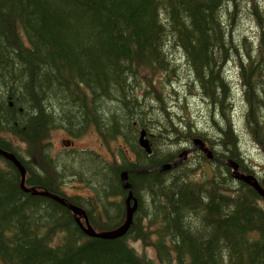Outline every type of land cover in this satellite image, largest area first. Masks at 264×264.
Listing matches in <instances>:
<instances>
[{
    "label": "trees",
    "instance_id": "obj_1",
    "mask_svg": "<svg viewBox=\"0 0 264 264\" xmlns=\"http://www.w3.org/2000/svg\"><path fill=\"white\" fill-rule=\"evenodd\" d=\"M240 12L259 28L253 34L256 55L248 54L243 59L245 66L239 51L228 48ZM169 44L184 50L186 64L190 63L189 69L202 80L206 95L213 100L219 97L211 83L223 84L227 92L220 67L231 57L240 62V66L234 65L239 67L248 103L245 124L264 153V0H0V83L9 89L10 98L2 94L0 99V148L19 156L29 175H34L26 178V187L62 195L63 186L69 185L64 172L73 173L74 182L90 190L73 203L92 212L90 202L96 196L104 199L107 194L128 193L119 176L130 170L134 173L129 174V182L139 198L138 215L147 211L146 222H132L124 238H89L63 205L25 193L19 169L0 155V264H152L128 249L131 235L153 246L162 264H264L262 199L254 189L238 182L225 163L226 158L237 161L241 172L254 174L242 157V140L231 115L232 97L224 100L222 95L216 113H220V121H214L222 149L212 150L225 159L203 156L214 166L213 173L205 171L211 168L202 159L159 171L163 164L174 163L183 145L193 144L196 138L211 139L201 130L183 136L180 128L170 123L175 116V120L191 121L187 106H182L179 116L174 110L180 106L169 105L168 125H162L152 118L155 104L134 97L130 80H140L159 69L167 71L165 48ZM54 99L59 107L51 104ZM103 101L123 104L122 111L106 119L101 112ZM45 104L50 105V115ZM66 108L72 110L66 112ZM144 113L150 116L148 126H142ZM66 122L72 135L82 132L84 123L88 129L90 123L98 122L107 147L111 139L123 137L137 154V166L118 149L111 150L116 157L121 153L123 162L111 160L110 166L103 163L102 168L94 165L95 171L108 172L98 170L96 182L85 170L93 155L83 159L81 174L75 166L52 159L46 144L52 131L49 128L58 123L63 127ZM138 127L158 138V142L152 141L151 156L138 144ZM165 127L170 130L166 132ZM4 133L15 135L27 146L23 153L16 144L9 147L1 141ZM168 135L173 139L166 143L175 147L162 154L158 144ZM199 168L204 169L200 176ZM172 174L175 176L169 179ZM259 181L264 188V177ZM64 199L70 204L71 198ZM107 214L106 223H99L89 213L92 226L107 230L125 222L123 214ZM55 236H59L57 242Z\"/></svg>",
    "mask_w": 264,
    "mask_h": 264
},
{
    "label": "rangeland",
    "instance_id": "obj_2",
    "mask_svg": "<svg viewBox=\"0 0 264 264\" xmlns=\"http://www.w3.org/2000/svg\"><path fill=\"white\" fill-rule=\"evenodd\" d=\"M224 10V9H222ZM222 10L220 11V13H222ZM220 15V14H219ZM218 15V16H219ZM220 17L222 18V15H220ZM218 23V21L215 20V24ZM253 20L246 14H243L242 12L239 13L238 19L235 22V30L234 31V38H231V36L229 35V38L231 40H233V43L229 42L228 48L229 50L235 52V51H239L240 56L242 57V65L245 66L246 64L243 63V59L247 57L248 54H251L247 48L245 47L242 39L243 37H247L248 35V39L251 42L253 48H254V53L257 52V47L258 45H256L253 42V38H254V29L252 28V24ZM229 23L225 22L224 26L226 29H228V25ZM230 30V29H229ZM232 31V32H233ZM231 32V30H230ZM256 35V33H255ZM169 50L171 51L170 54H167V58H168V64H167V71L168 70H174L176 69L181 61H182V52L184 51L182 48H179L176 52H174L171 48V45H169ZM237 58V57H235ZM190 63L187 64V66H182L181 70L179 71V73L175 74L174 76V82L173 84L170 81H167L165 79H161L160 75H154L152 72H148L146 73L140 81V85L139 87H137L136 89V95H138L139 97H145L146 100L152 102L154 105V115L152 116L153 119L157 120L159 119V123L162 125H168V121L166 120L165 116L167 115V109L169 108V105L173 104V106L176 107V105L180 106L179 109H175L174 111L179 115L182 116V106H187L188 108V115L190 116V120L193 121L196 125L191 124V122L189 120H182L180 118H177L175 120L174 119L170 122H173V125L176 127H181L183 129L180 130L181 134L183 136H187V135H193L194 132H188L186 130H184L185 128H190V129H199L205 133H208L211 137L212 142L215 145L216 150H221L222 148L218 145V142L220 141V136L216 137V133L219 132V129L217 127H215V122H219L220 121V113L216 115V113L220 110L219 105L221 104V98L224 96V100L225 98L228 96L232 97V99L234 100V108L233 110L235 111H231V115L234 119V123L237 125V128L239 130V135L241 137V146H242V157L246 158L248 161V164L256 166L257 171H259L261 174V177H264V156H261V154L259 153V151H262L260 146L257 144V142L254 143V138L252 135H250L248 128L246 127L245 124V118L247 117L248 114V103L246 101V98L244 96V90H243V83H242V78L240 76H237V73L235 72V69L233 66H235L234 64H237L240 66V62H236L234 60L233 57H231V59H229V62L226 63V65H223V67H220V72H221V78L223 77V75L226 77V91H223L225 89L224 85L221 83H216L213 82L211 83L212 85H214L212 87V91L216 92L218 94L219 100H213L211 98H209L206 95L205 90L202 87V80L197 78V75L194 74V72L192 70L189 69V65ZM198 66H200L198 64ZM219 67V65L217 66ZM195 79L194 81H198L201 88L199 87V93L198 95H194L192 94V91L196 92V88L192 87L190 88V81H192V79ZM131 84V83H130ZM172 84V87H171ZM134 84H131V86H133ZM218 87V88H217ZM208 88V86H207ZM175 90L176 93H174ZM219 90V93H218ZM9 91V89L4 86L3 84L0 83V99L3 98L2 94H5L7 99H10L7 95V92ZM220 94V95H219ZM223 95V96H222ZM8 102V100H7ZM103 109L101 110L102 113L105 114V118L108 119L107 115L110 116L111 113H116V111H122L120 110V106H123V104H119V103H106V101H103ZM101 103V104H102ZM48 104H50L48 102ZM48 104H45V110H46V114L50 115L49 111V106ZM51 104H55L56 106L59 107V103L54 99L52 101ZM44 107V105H43ZM63 106H61L62 108ZM219 107V109H218ZM144 109V107L142 108ZM141 109V110H142ZM218 109V110H217ZM44 110V112H45ZM72 109L71 108H66V112H70ZM31 113H35V109L31 112ZM129 113L131 115H136L134 113H132V110L129 111ZM95 113H93V115L91 117L94 116ZM118 115L122 116L120 113H117ZM89 117V115H88ZM123 117V116H122ZM24 117H22L23 119ZM143 119H148L150 118V116L148 114H143L142 115ZM81 119H77L78 123ZM60 121V120H58ZM215 121V122H214ZM69 122L64 123L63 127L61 126V123L56 124L51 126L49 129H53L51 132V136L49 137V143H46L47 146L49 147V151L50 154L53 156L56 152H58L56 154V156L54 157V160H59V162H64L65 165L67 166H75L79 171V173L81 174L83 172L82 170V162H83V158L80 157L81 155H74L73 154V150H70L69 152L65 153L67 156V158L65 156H62L59 153V150H61L62 148H71V147H66V143H65V139L67 140H71L72 142H74L73 147L75 148H79L82 151H89V149H91L92 151H95L97 153H93V163L91 164V162L87 163L85 170H88L90 174V177L92 179H94L96 182H98L99 177L97 175V171L98 170H102L103 172H105L104 174H108L107 171H104L103 169H98V170H93V166L96 165L100 158L97 156V154L103 152V150H105L104 147L101 146L105 145V143H102L103 141L101 140V138L98 135H93L94 134V128H91L89 131H85V127H86V123H84L81 127V131L79 134L76 135H72L69 134L71 133V129L68 126ZM147 124H149V121L145 120L143 122V126H147ZM8 126V125H6ZM112 126L110 124H108V127ZM8 132H11L12 130L8 127H6ZM165 131L167 132V130H170V127H165L164 128ZM49 130V131H50ZM159 134H162V132H159ZM136 139L138 141L139 139V134L138 132H136ZM173 137H170V135H168V137H166L164 142H160L159 148H160V152L162 154H166L168 151L174 149V145L170 144V143H166L167 140L172 141ZM1 141L8 145L9 147L14 144L20 143L21 144V148H26L27 146L20 141L15 135H12L10 133H4L3 136L1 137ZM6 141L10 142V143H6ZM123 142H125L122 139ZM113 144V143H112ZM115 150L117 149V147H115L113 145ZM21 153H23V151H20ZM153 153V152H152ZM148 154V153H147ZM26 155V154H24ZM111 158L112 160H117L119 163L123 162L122 160V155L121 153L118 155V157L114 156L113 154H111ZM152 154H148V156H151ZM25 158H27L26 156H24ZM62 157V158H61ZM16 158L20 161V163L22 164V166L24 167L23 163L21 162L19 156L16 155ZM221 159H225V158H221ZM245 159V160H246ZM233 162L235 164H239L237 161L231 160V159H225V162ZM164 165V164H163ZM162 165V166H163ZM212 165V164H211ZM212 167H214L212 165ZM33 168V167H32ZM62 169H66L65 167H63ZM60 173H61V167H57V169ZM207 170V172L209 174L213 173V168L211 169H205V171ZM204 171L203 168H199L197 171L198 176H200L202 174V172ZM67 171H65L64 173H66ZM91 172L95 173V174H91ZM63 173V174H64ZM100 173V172H99ZM71 174L73 173H69L67 175V177L69 178L67 180V184H65V186H63V192L65 195H87L88 193H90V190L86 189V185L78 183V182H74V178H71ZM101 174H103L101 172ZM175 176V174L170 175L169 179L171 177ZM261 204L264 206V203L261 202ZM92 214V212H90ZM109 215L114 216L115 212L114 211H108ZM107 214V211H106ZM108 216V214H107ZM109 218V217H108ZM101 223V222H99ZM54 240H56V242L59 240V236H55ZM140 249L146 253L148 256H150L155 264H161L156 256V251L155 249H151L148 250L146 247L140 245ZM174 264V263H173Z\"/></svg>",
    "mask_w": 264,
    "mask_h": 264
},
{
    "label": "bare ground",
    "instance_id": "obj_3",
    "mask_svg": "<svg viewBox=\"0 0 264 264\" xmlns=\"http://www.w3.org/2000/svg\"><path fill=\"white\" fill-rule=\"evenodd\" d=\"M137 132H138V134H139V139H138V144H139V146H140V148L142 149V150H144L146 153H148V154H152V152H153V144H152V141H150V142H148L147 144H144V143H142L141 142V136H142V134H145V135H147V136H149L150 138H151V135H152V138L154 137V134L152 133V132H150V131H148L147 129H145V128H141V127H138V129H137ZM151 134V135H150ZM121 139H123L124 141H125V143L126 144H128L127 143V141L123 138V137H120ZM47 141V140H46ZM102 143H104V142H102ZM197 144H204V140H202L201 138H196V139H194V141H193V144H188V145H191V147H194V146H196ZM15 145V144H14ZM16 146L20 149V150H23L24 148H21V144L20 143H17L16 144ZM101 146L102 147H104L105 149L106 148H108L107 146H104V145H102L101 144ZM66 147H71V148H73L71 145H66ZM1 149V148H0ZM110 149L112 150V149H114V147H113V144L111 143V146H110ZM182 151L180 152V154H179V156H177V158L179 157L180 159H178L177 160V158H176V160L174 161V163H167V164H164L163 166H161L160 168H159V171L160 172H167V171H170V170H173V169H177L178 168V164H179V161L182 159V157H183V154H184V152L185 151H187V150H184L185 148H184V146L182 147ZM2 150V149H1ZM116 150V149H115ZM115 150H112V151H115ZM3 151V150H2ZM92 151V150H91ZM93 152H95V151H93ZM8 153V152H7ZM95 153H97V152H95ZM259 153L261 154V156H264V153H263V151H259ZM10 155H12L15 159H16V161L18 162V163H20V161L16 158V155L14 154V153H12V152H10L9 153ZM66 155V154H65ZM64 154H62V156H65ZM202 156H205V157H207L208 159H210V160H213L214 158H216L217 156H215V154H214V150H212V149H208V152H206V153H203L202 154ZM3 158H5V157H3ZM51 158L52 159H54V157L51 155ZM218 158H220V157H218ZM6 160H8V161H10L11 163H13L15 166H16V168H18L19 169V167H18V165L14 162V161H12V160H9V159H7V158H5ZM202 159V161L204 162V164L206 165V167L207 168H211L212 167V165L211 164H209L208 162H206V161H204L203 160V157L201 158ZM200 159V160H201ZM246 159V158H245ZM200 160H198V161H200ZM193 161V160H192ZM198 161H196V162H198ZM224 161V160H223ZM122 163V162H121ZM120 163V164H121ZM226 163V162H225ZM21 164V163H20ZM230 168H231V170H232V172H233V176H234V178L236 179V180H238V182H242V183H244L243 182V180L244 179H248V178H256V179H261L262 177L260 176V172L259 171H257V169H256V166H253V165H250V164H248V161H247V159H246V164L249 166V167H251L252 169H253V171H254V174L252 175V174H246V173H243V172H241V169H240V166H239V164H235V163H233V162H228V163H226ZM22 165V164H21ZM19 171H20V169H19ZM135 172H138V173H141V171H139V170H135ZM127 173H128V175L130 174V173H134L133 171H130V170H127ZM259 175V176H258ZM21 183H22V178H21ZM122 183H123V185H124V189L128 192V194H132L133 196H134V194H133V185L132 184H127V183H125V182H123L122 181ZM24 185L26 186V179L24 180ZM128 185H130V188L128 187ZM260 186H261V184H260ZM262 187V186H261ZM27 188V187H26ZM263 188V187H262ZM28 190H34L35 192H38V193H42V192H47V191H45V190H43V191H41V190H38V189H36L35 187H32V188H27ZM30 194H32L33 195V193L31 192ZM35 196V195H34ZM79 196H81V197H86L84 194H82V195H79ZM41 197V196H40ZM137 199H138V197H136ZM74 215H75V217H76V220H80L81 218H82V216L81 215H79V214H76V213H73ZM88 215H89V213H88ZM132 222L133 221H130V225H132ZM126 223H128V217H126L125 218V222L123 223V224H126ZM91 226H92V224H91ZM92 227H94V226H92Z\"/></svg>",
    "mask_w": 264,
    "mask_h": 264
},
{
    "label": "water",
    "instance_id": "obj_4",
    "mask_svg": "<svg viewBox=\"0 0 264 264\" xmlns=\"http://www.w3.org/2000/svg\"><path fill=\"white\" fill-rule=\"evenodd\" d=\"M141 142L144 143V144H147L149 141L147 139H145V134H142L141 136ZM197 148H200L201 150H203L205 153L208 152V149H206L204 147L203 144H197L196 145ZM0 154L9 159V160H12L14 161L19 169H20V172H21V178H22V183H21V188L28 194H30L31 192L33 193V195L35 196H41V197H46V198H49V199H52L53 201L55 202H58L60 204H62L63 206L65 207H68L71 211H73L74 213L76 214H79V215H83L85 214L84 212H82L81 209L73 206V205H70V204H67L65 199L57 194H53V193H50V192H42V193H38V192H35L34 190H28L26 188V186L24 185V180L26 179V170L25 168L16 161V159L10 155L9 153L5 152V151H2L0 149ZM181 162V160L179 161ZM127 178H128V173L127 172H124L122 174V180L123 182H126L127 181ZM243 182L249 186H251L252 188H254L257 193L264 198V189H262V187L259 185L258 181L256 180V178H248V179H244ZM128 187L130 188V185H128ZM133 198V195L130 194V197L128 199V201H130L131 199ZM136 209V205L134 206L133 209H131V211L129 212L128 214V223L124 224L121 228L111 232V233H101V234H97L95 233L90 224L88 223L87 221V224H88V229H84V231L89 235V236H92V237H97V238H104V239H116V238H119V237H122L123 235H125L130 227V221H132V216H133V213Z\"/></svg>",
    "mask_w": 264,
    "mask_h": 264
},
{
    "label": "flooded vegetation",
    "instance_id": "obj_5",
    "mask_svg": "<svg viewBox=\"0 0 264 264\" xmlns=\"http://www.w3.org/2000/svg\"><path fill=\"white\" fill-rule=\"evenodd\" d=\"M97 125H94V134L93 135H98V133H97ZM54 129V128H53ZM151 135V134H150ZM151 138H152V135H151ZM65 143H66V145H69V142H67V141H65ZM153 144V143H152ZM72 147H73V145H71ZM184 146V150H188V149H190V148H192L191 147V145H188V144H185V145H183ZM70 150H73V154L74 155H81V151L79 150V149H77L76 147L74 148H69V149H67V148H62L61 150H59V153L62 155V154H64L65 155V153H67V152H69ZM58 152H56L53 156H56V154H57ZM82 156V155H81ZM66 158H67V156H65ZM203 156H202V154H200L198 157H196L193 161H198V160H200L201 158H202ZM62 158V157H61ZM82 158L83 159H85V157H83L82 156ZM217 159H221V158H218V157H216ZM178 159H180L179 157L177 158V160ZM35 174V173H34ZM66 175H68L69 174V172H66L65 173ZM31 176H34L33 174L32 175H30L29 177H31ZM259 176V175H258ZM67 179H69V178H67ZM138 201H139V198H138ZM87 212L88 213H90V210L89 209H87ZM92 214L94 215V220L95 221H99V222H103L102 220L103 219H105L106 221L108 220V216H107V214H106V211H104V212H101V211H99V210H97L96 209V207L94 206V211H92Z\"/></svg>",
    "mask_w": 264,
    "mask_h": 264
}]
</instances>
